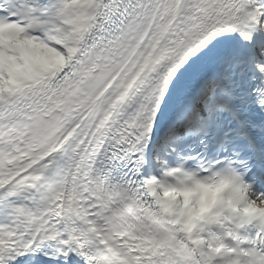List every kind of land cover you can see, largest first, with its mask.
<instances>
[{
    "label": "snow or ice",
    "instance_id": "1",
    "mask_svg": "<svg viewBox=\"0 0 264 264\" xmlns=\"http://www.w3.org/2000/svg\"><path fill=\"white\" fill-rule=\"evenodd\" d=\"M0 264H264V0H0Z\"/></svg>",
    "mask_w": 264,
    "mask_h": 264
}]
</instances>
